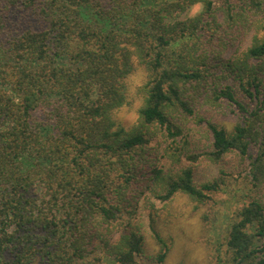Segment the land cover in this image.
I'll list each match as a JSON object with an SVG mask.
<instances>
[{
	"label": "trees",
	"instance_id": "16d2710c",
	"mask_svg": "<svg viewBox=\"0 0 264 264\" xmlns=\"http://www.w3.org/2000/svg\"><path fill=\"white\" fill-rule=\"evenodd\" d=\"M195 106L235 122L207 120L203 144ZM200 144L209 164L248 168L255 195L226 246L231 264H264V0H0V264H163L166 238L154 230L147 256L132 214L220 190L222 168L196 180Z\"/></svg>",
	"mask_w": 264,
	"mask_h": 264
},
{
	"label": "rangeland",
	"instance_id": "374dc122",
	"mask_svg": "<svg viewBox=\"0 0 264 264\" xmlns=\"http://www.w3.org/2000/svg\"><path fill=\"white\" fill-rule=\"evenodd\" d=\"M195 10L196 7H193L192 12ZM233 50L234 46L229 47L220 57H228ZM207 52L208 56L204 61L208 63L209 70L213 71L214 75L220 76L221 70L213 67L217 53L210 49ZM136 82H139L138 77H135L133 84ZM221 83L222 85L231 84L234 91H238L235 90L236 86L232 77L227 78L226 82L222 80ZM216 84L220 88L219 83L216 82ZM138 106L139 101L133 96L128 105L118 109L116 119L122 125L131 127L136 122ZM236 111L234 109L232 114L230 107L218 109L206 106L201 109L195 106L193 115L187 117L192 126L191 135L200 137L203 139V144H206V136H210L206 132V121L210 120L216 125L231 129L235 122L233 115ZM201 147L202 144L199 148H191L190 153L199 154L198 161L193 163L196 169V180L210 179L220 175L219 168H222L226 174L221 176L224 181L220 184L219 191L209 193L204 203H193L181 193H177L168 201L150 197V203L152 202L154 207L141 199L132 214V223L138 226L144 237L147 256L152 257L159 250V245L153 237L154 230L166 238L170 250L163 264H231L226 246L229 227L237 218V212L242 205L255 195L248 168L240 164L238 166L239 162H243L240 157L233 156L224 165L213 166L205 161V158L200 157L203 152ZM182 158L185 157L182 156ZM234 166L238 167L234 168ZM125 215L129 217L128 214ZM137 264H147L145 257L137 259ZM154 264L157 263L154 261Z\"/></svg>",
	"mask_w": 264,
	"mask_h": 264
}]
</instances>
